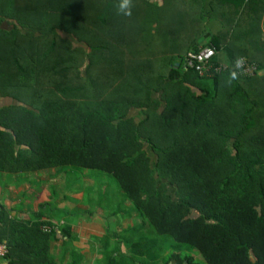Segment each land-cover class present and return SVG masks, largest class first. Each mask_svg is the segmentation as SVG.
<instances>
[{
  "label": "trees",
  "instance_id": "1",
  "mask_svg": "<svg viewBox=\"0 0 264 264\" xmlns=\"http://www.w3.org/2000/svg\"><path fill=\"white\" fill-rule=\"evenodd\" d=\"M161 1L131 0L126 16L121 0H0V95L11 100L0 171L107 175L129 202L112 215L136 212L183 264H198L193 251L207 264H264V74L232 79L240 56L264 70V40L202 23L217 5L235 27L259 21L264 4ZM239 32L253 43H234ZM205 38L229 65L215 78L183 66ZM47 224L0 203V263L58 264L50 244L64 229Z\"/></svg>",
  "mask_w": 264,
  "mask_h": 264
},
{
  "label": "rangeland",
  "instance_id": "2",
  "mask_svg": "<svg viewBox=\"0 0 264 264\" xmlns=\"http://www.w3.org/2000/svg\"><path fill=\"white\" fill-rule=\"evenodd\" d=\"M38 174L47 177L48 182L36 177V204L27 221L43 222L44 226L50 223L56 231L64 229L63 235L50 244L55 263L106 264L114 256L123 259L122 264H183L184 255L165 250L164 242L168 240H162L146 225L139 226L136 212L112 215L117 207L128 209L129 202L123 201L109 176L62 170L59 183L53 185L44 172ZM40 213L43 216L39 218ZM135 251L144 255H136ZM192 255L198 264H207L197 252Z\"/></svg>",
  "mask_w": 264,
  "mask_h": 264
},
{
  "label": "crops",
  "instance_id": "3",
  "mask_svg": "<svg viewBox=\"0 0 264 264\" xmlns=\"http://www.w3.org/2000/svg\"><path fill=\"white\" fill-rule=\"evenodd\" d=\"M153 5H162L163 1L161 0H149ZM198 0H195L196 2ZM211 0H208V7L207 11H211ZM227 0V4H228ZM257 4L259 6V10L255 12L259 13L260 6L264 4V0H257ZM219 7L215 11V16L213 18H209L207 22L202 21V23L214 32H218L223 27H231L239 30H244L245 28H250L252 30H256V34L259 35V37L264 40V13L262 14V17L259 21H254V19L250 18L246 20L245 19L240 23V25L236 26V23L231 22L230 16L227 17H221L220 13L221 11H224V7L221 5H217ZM193 8L196 9V11L205 12V0H199V2L193 4ZM221 9V10H220ZM228 12V10L226 11ZM233 10L230 11L232 13ZM251 14H254V10L251 11ZM241 32L236 34L237 36L234 37V43H253L252 38L249 35H241ZM244 34V33H243ZM211 44L208 38H205L203 41H200V45H209ZM241 57V56H240ZM245 57V56H244ZM238 58V57H237ZM264 70H261L259 75H263ZM10 98L7 96L0 95V107L8 104L10 102ZM44 176H48L51 178L50 183H53V185H56L59 183L60 176L62 173V170L60 168L55 169H49L44 170ZM41 175L34 172H19V173H6L0 171V203L7 207L9 214L11 217L14 218H22V219H28L30 215L33 216L34 213V205L36 204V177H40ZM41 181H44L43 183L48 182L47 177H40ZM62 180V179H61ZM45 184H42L44 188ZM106 212V211H105ZM108 212V211H107ZM59 236V234H58ZM1 264V263H0Z\"/></svg>",
  "mask_w": 264,
  "mask_h": 264
},
{
  "label": "built area",
  "instance_id": "4",
  "mask_svg": "<svg viewBox=\"0 0 264 264\" xmlns=\"http://www.w3.org/2000/svg\"><path fill=\"white\" fill-rule=\"evenodd\" d=\"M218 51L212 45L200 46L197 51L188 52L183 60V66L186 70H193L200 77L215 78L229 70V65L225 62L216 61ZM239 61V64L237 63ZM232 70L238 77L252 78L259 75L260 68L254 61L241 56L234 60ZM44 232H50V226H43ZM7 253L5 245H0V257Z\"/></svg>",
  "mask_w": 264,
  "mask_h": 264
},
{
  "label": "clouds",
  "instance_id": "5",
  "mask_svg": "<svg viewBox=\"0 0 264 264\" xmlns=\"http://www.w3.org/2000/svg\"><path fill=\"white\" fill-rule=\"evenodd\" d=\"M120 11L124 13V15L126 16H130L131 15V0H121L120 3ZM237 63L239 64V61H237ZM236 78V73L232 74V79Z\"/></svg>",
  "mask_w": 264,
  "mask_h": 264
}]
</instances>
